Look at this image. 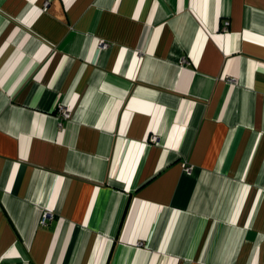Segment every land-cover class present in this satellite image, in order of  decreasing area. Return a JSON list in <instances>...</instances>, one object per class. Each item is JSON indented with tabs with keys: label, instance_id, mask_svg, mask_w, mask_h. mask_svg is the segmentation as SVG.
Listing matches in <instances>:
<instances>
[{
	"label": "crops",
	"instance_id": "obj_1",
	"mask_svg": "<svg viewBox=\"0 0 264 264\" xmlns=\"http://www.w3.org/2000/svg\"><path fill=\"white\" fill-rule=\"evenodd\" d=\"M0 264H264V0H0Z\"/></svg>",
	"mask_w": 264,
	"mask_h": 264
},
{
	"label": "built area",
	"instance_id": "obj_2",
	"mask_svg": "<svg viewBox=\"0 0 264 264\" xmlns=\"http://www.w3.org/2000/svg\"><path fill=\"white\" fill-rule=\"evenodd\" d=\"M227 23L228 22L225 20L223 22V27H226ZM100 44L102 46H106V42H104V41H101ZM58 110H59V115L58 116L60 118H68L70 116L69 107L67 105H65V104L58 105ZM152 138L154 139L155 138V135H152ZM185 169H186L187 172H190V169L188 168V166H186ZM50 215H51L50 211H43L41 213V215H40V222L41 223H45L46 220L48 218H50Z\"/></svg>",
	"mask_w": 264,
	"mask_h": 264
}]
</instances>
